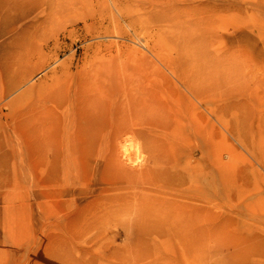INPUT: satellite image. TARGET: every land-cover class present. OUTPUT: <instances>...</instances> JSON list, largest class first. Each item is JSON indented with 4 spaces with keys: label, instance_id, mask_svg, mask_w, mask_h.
<instances>
[{
    "label": "rangeland",
    "instance_id": "obj_1",
    "mask_svg": "<svg viewBox=\"0 0 264 264\" xmlns=\"http://www.w3.org/2000/svg\"><path fill=\"white\" fill-rule=\"evenodd\" d=\"M0 10V264H264V0H0ZM53 77L136 93V113L118 105L120 90L102 99V130L132 145L138 192L102 184L97 156L65 150L62 134L41 140L30 101ZM67 95L55 111L76 132Z\"/></svg>",
    "mask_w": 264,
    "mask_h": 264
},
{
    "label": "bare ground",
    "instance_id": "obj_2",
    "mask_svg": "<svg viewBox=\"0 0 264 264\" xmlns=\"http://www.w3.org/2000/svg\"><path fill=\"white\" fill-rule=\"evenodd\" d=\"M15 2V1H14ZM8 3V2H7ZM13 3V2H12ZM2 6V5H1ZM11 6V5H9ZM4 8V7H3ZM9 8V7H8ZM11 8V7H10ZM6 9V8H5ZM16 9V8H15ZM1 11V10H0ZM162 56V55H161ZM162 60V59H161ZM161 62V61H160ZM171 62V61H170ZM171 64V63H170ZM163 65V64H162ZM166 69V68H165ZM167 71V70H166ZM108 76V75H107ZM106 76V77H107ZM167 76V74H166ZM164 77V76H163ZM190 77V76H189ZM89 78V77H88ZM167 78V77H165ZM187 78V77H185ZM66 79V78H65ZM192 79V78H191ZM167 80V79H166ZM49 82V81H48ZM76 82V81H75ZM69 83V84H68ZM62 81V79L59 77H53L51 78V81L47 84H44L40 88V94L41 97L37 96L35 100H31V104H39L42 111H39L37 114L30 115V121L35 120L37 121L38 125L41 127V140L43 139L44 144L46 142H49L52 137L57 138L58 135L63 138V142L65 145V150H69V148H74L78 145L79 152L81 151L82 154H85L86 156L91 154L97 156L96 162L94 164V174L99 176V180L102 181V184H114L117 186L127 187V188H135L136 190V157H133L132 151L130 152V149L128 145L132 146L131 144H124L121 141V139L118 138L116 134L108 135V133L103 132V124L106 122L104 114H110L111 111L107 110L105 112V108L103 106V100L104 97H115L114 90H120L119 94L121 95V100H117L116 102L118 105H126V107L130 108V110H133L134 113H136V93L130 91V89L127 91L124 87L121 89L120 84H118L117 81H107L104 79H99V77L96 78H90V79H84L83 81L79 82L77 85L72 84V82ZM191 83V82H190ZM68 84V85H66ZM191 85V84H190ZM127 88V87H126ZM129 88V87H128ZM131 88V87H130ZM188 88V87H187ZM197 88V87H196ZM133 89V88H132ZM193 89V88H192ZM82 92L83 95L80 97H75L74 92ZM171 91V90H170ZM139 92V91H138ZM65 93L71 94L70 100L68 99V105L73 106L75 108V112H73L71 115H74V124H78L80 128L76 130V132H72L73 128L71 126L69 127V124H66L67 121L70 120L68 115L62 116L64 118L65 124L62 128L61 119L62 117L59 116L55 111L57 109L59 103L63 100V94ZM118 93V91H117ZM39 94V95H40ZM142 95V94H141ZM144 95V94H143ZM142 95V96H143ZM64 96V97H65ZM138 100H139V96ZM69 98V97H68ZM140 98H142L140 96ZM148 98V97H147ZM153 98V97H152ZM144 100V99H143ZM149 100V99H148ZM64 101V100H63ZM113 102V101H112ZM115 102V101H114ZM115 102V103H116ZM144 103V102H143ZM109 104V103H108ZM111 104V103H110ZM140 104V103H139ZM157 105V104H156ZM147 106V105H145ZM29 107V106H28ZM35 107V106H34ZM119 107V106H118ZM124 107V106H123ZM138 107V106H137ZM141 107V106H140ZM160 107V106H159ZM117 108V107H116ZM146 108V107H144ZM122 108H120L121 110ZM147 109V108H146ZM31 110V109H30ZM37 110V108H36ZM66 110V109H65ZM119 110V111H120ZM127 110V109H126ZM159 110V109H158ZM33 112V111H32ZM37 112V111H36ZM124 112V111H123ZM122 112V113H123ZM127 112V111H126ZM29 113V112H28ZM25 113V114H28ZM119 113V112H118ZM117 113V114H118ZM133 113V112H132ZM33 114V113H32ZM125 114V113H124ZM128 114V113H127ZM156 114V113H155ZM122 115L123 114H118ZM117 115V116H118ZM134 115V114H133ZM107 116V115H106ZM110 116V115H109ZM126 116V114H125ZM124 116V117H125ZM138 117H140L138 115ZM127 118V117H126ZM123 120V119H122ZM127 120H129L127 118ZM135 120V119H132ZM131 120V122H132ZM138 120V119H137ZM115 121V120H114ZM70 122V121H69ZM123 122V121H122ZM126 122V121H125ZM108 123V122H107ZM36 124V123H35ZM34 124V125H35ZM116 124V123H115ZM120 124V121H119ZM126 123H124L125 125ZM128 124V122H127ZM32 125V124H30ZM29 125V126H30ZM117 125V124H116ZM122 125V124H121ZM130 125V124H129ZM133 125V124H132ZM161 125V123H160ZM159 125V126H160ZM143 126V125H142ZM141 126V127H142ZM162 126V125H161ZM83 127V128H81ZM119 127V126H118ZM122 127V126H121ZM124 127V126H123ZM39 128V127H38ZM120 128V127H119ZM118 128V129H119ZM127 128V127H126ZM132 128V127H131ZM144 128V127H142ZM77 129V128H76ZM116 129V127H115ZM27 130V129H26ZM32 130V129H30ZM130 130V129H129ZM128 130V131H129ZM121 131V130H120ZM126 131V129H125ZM157 131V130H156ZM149 132V131H148ZM155 133V132H154ZM162 133V132H161ZM119 134V133H118ZM156 134V133H155ZM32 135V134H31ZM136 135V134H135ZM30 136V135H28ZM155 136V135H154ZM24 137V136H23ZM27 137V135H26ZM124 137V136H123ZM142 137V135H141ZM154 138V137H153ZM31 139V138H30ZM33 139V138H32ZM95 139V140H94ZM127 140V139H126ZM125 140V141H126ZM114 141H117L120 144V154L117 155L116 150L114 148ZM128 141V140H127ZM32 142V140H31ZM78 142V143H77ZM145 142V140H144ZM147 142V141H146ZM145 142V143H146ZM136 143V142H135ZM148 144V142L146 143ZM43 145V144H41ZM138 146V145H137ZM140 146V145H139ZM136 147V144H135ZM142 147V146H141ZM145 146H143V152H145L144 149ZM155 147V146H154ZM30 148V147H29ZM45 148V147H42ZM137 148V147H136ZM140 149V147H138ZM135 150V149H134ZM44 151V150H43ZM75 151V150H74ZM138 152V150L136 149ZM150 151V150H149ZM134 152V151H133ZM140 152V151H139ZM156 152V151H155ZM42 153V152H41ZM136 153V152H135ZM134 153V154H135ZM139 154V153H138ZM153 154V153H152ZM137 155V154H136ZM140 155V154H139ZM149 155V154H148ZM120 156V157H119ZM150 156V155H149ZM160 156V155H157ZM142 157V156H141ZM152 157V156H151ZM170 157V156H169ZM168 157V158H169ZM84 158V157H83ZM170 159V158H169ZM150 160V159H149ZM164 160V159H163ZM166 160V159H165ZM140 161V160H138ZM167 161V160H166ZM161 162V161H159ZM164 162V161H163ZM169 163V161H167ZM70 163V162H69ZM139 163V162H137ZM125 164H127L130 167H126ZM177 164V163H176ZM179 164V163H178ZM93 165V164H92ZM149 165V164H147ZM152 165V164H151ZM161 165V164H160ZM71 166L73 168V171L76 176L79 175L78 171V165L71 161ZM140 166V165H139ZM162 166V165H161ZM167 166V165H166ZM138 167V166H137ZM152 167V166H151ZM146 168V167H145ZM149 168V167H148ZM170 168V166H169ZM168 168V169H169ZM141 169V168H140ZM147 169V168H146ZM150 169V168H149ZM164 169V168H163ZM175 169V168H174ZM144 170V169H143ZM154 170V169H153ZM159 170V169H158ZM165 170V169H164ZM142 171V170H140ZM149 172V171H148ZM163 172V171H162ZM167 172V171H166ZM176 172V170H175ZM143 173V171L141 172ZM151 173V172H150ZM168 173V172H167ZM174 173V171H173ZM145 174H147L145 172ZM144 174V177H145ZM164 174V173H162ZM89 175V174H88ZM91 175V174H90ZM89 175V176H90ZM148 175V174H147ZM146 175V176H147ZM151 175V174H150ZM158 175V174H157ZM167 175V174H166ZM168 174V178H169ZM172 175V172H171ZM92 177V176H90ZM139 177V176H138ZM143 177V178H144ZM149 177V176H147ZM142 178V177H141ZM150 178V177H149ZM152 178V177H151ZM167 178V179H168ZM146 179V178H145ZM156 179V178H155ZM181 179V178H180ZM183 179V178H182ZM93 180V179H92ZM95 180V179H94ZM143 180V179H142ZM148 180V179H147ZM164 180V179H163ZM169 180V179H168ZM177 180V179H175ZM184 180V179H183ZM140 181V179H139ZM152 181V180H151ZM150 181V182H151ZM157 181V180H156ZM159 181V180H158ZM143 181H140L141 184ZM155 182V181H154ZM170 182V181H169ZM96 183V182H95ZM148 183V182H147ZM146 183L144 182L143 185ZM149 184V183H148ZM170 184V183H169ZM139 185V184H138ZM172 185V184H171ZM152 186V185H151ZM168 186V185H167ZM178 186V185H177ZM142 187V186H141ZM146 187V186H145ZM173 187V186H172ZM144 188V187H143ZM138 189V188H137ZM140 190V189H139ZM159 190V189H158ZM137 191V190H136ZM135 191V192H136ZM138 192V191H137ZM142 196V195H141ZM140 196V197H141ZM147 196V195H145ZM128 197L131 198L132 202L126 206L127 209H131L132 213H135L136 216V193H133L129 195ZM138 204V203H137ZM144 205V204H142ZM148 205V204H147ZM146 205V206H147ZM141 206V205H140ZM149 206V205H148ZM139 209V208H138ZM141 209V208H140ZM144 210V209H141ZM148 210V209H147ZM150 210H153L152 208ZM154 211V210H153ZM152 216V215H151ZM138 217V216H137ZM148 217V216H147ZM142 218V217H141ZM171 218V217H170ZM136 219V217H135ZM144 219V218H143ZM174 219V218H173ZM179 219V218H178ZM177 219V220H178ZM145 220V219H144ZM188 221V220H187ZM184 224V223H183ZM185 226V225H184ZM179 229V228H178ZM183 235V234H182Z\"/></svg>",
    "mask_w": 264,
    "mask_h": 264
}]
</instances>
